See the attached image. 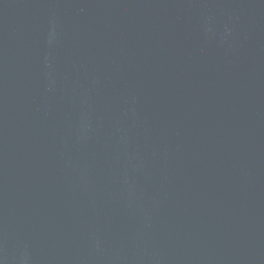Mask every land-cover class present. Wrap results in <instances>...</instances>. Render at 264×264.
Listing matches in <instances>:
<instances>
[{
    "label": "water",
    "instance_id": "95a60500",
    "mask_svg": "<svg viewBox=\"0 0 264 264\" xmlns=\"http://www.w3.org/2000/svg\"><path fill=\"white\" fill-rule=\"evenodd\" d=\"M0 264H264V0H0Z\"/></svg>",
    "mask_w": 264,
    "mask_h": 264
}]
</instances>
